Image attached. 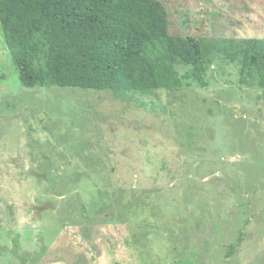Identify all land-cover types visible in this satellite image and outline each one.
<instances>
[{"label": "rangeland", "instance_id": "374dc122", "mask_svg": "<svg viewBox=\"0 0 264 264\" xmlns=\"http://www.w3.org/2000/svg\"><path fill=\"white\" fill-rule=\"evenodd\" d=\"M160 1L209 84L26 88L0 23V264H264V0Z\"/></svg>", "mask_w": 264, "mask_h": 264}, {"label": "trees", "instance_id": "16d2710c", "mask_svg": "<svg viewBox=\"0 0 264 264\" xmlns=\"http://www.w3.org/2000/svg\"><path fill=\"white\" fill-rule=\"evenodd\" d=\"M0 23L26 88H170L180 84L181 64L209 84L201 39L171 34L160 0H0ZM242 50V80L264 87V39L244 40Z\"/></svg>", "mask_w": 264, "mask_h": 264}]
</instances>
